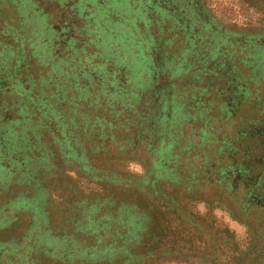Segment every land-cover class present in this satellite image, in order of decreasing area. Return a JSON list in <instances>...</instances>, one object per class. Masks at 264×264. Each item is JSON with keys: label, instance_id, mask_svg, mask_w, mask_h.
Returning <instances> with one entry per match:
<instances>
[{"label": "trees", "instance_id": "16d2710c", "mask_svg": "<svg viewBox=\"0 0 264 264\" xmlns=\"http://www.w3.org/2000/svg\"><path fill=\"white\" fill-rule=\"evenodd\" d=\"M56 1L65 5L64 0ZM5 2L0 0V5ZM247 3L259 4L262 22L255 18V27L228 28L244 38L264 42V0ZM13 11L15 20L9 21ZM78 12L70 14L67 21L71 24L74 16L82 22L80 26L75 23V30L71 25V39L80 40L82 36L89 40L85 37L86 19L81 18V10ZM0 19V86H5L2 97L7 95L6 101L16 99L18 106L31 109V116L18 107L11 110L6 123L19 120V127L29 123L33 133L29 132L28 153L33 155L31 172H36L33 181L16 185L13 180L0 187L7 193L0 212H10L7 205L13 198L8 192H14L16 187L20 196L34 200L38 191L47 197L53 184L60 185L57 189L71 197L70 213L61 211L60 219L75 232H85L81 237L53 234L48 215H54V210L47 213L44 208L45 230H51L59 240L69 242V238L81 249L77 255L68 249L53 255L40 251L49 262L223 264L217 242L232 247L229 251L235 254L233 264H264V82H254L245 57L248 51L236 56V73L228 68L215 72L207 67L201 75L195 71L181 75L185 80L183 85H177V102L168 94L167 107L153 101L133 109L116 104L112 110L107 99L93 105L76 104L70 97L60 102L63 106L59 111L55 110L57 100L47 104L46 96L60 90V81L48 75L51 71L39 70L36 77L31 73L32 66L44 65L46 49L36 47L30 36L20 30L21 17L13 3L0 8ZM26 43L31 53H26ZM63 52L64 48L62 52L57 49L58 55ZM164 73L170 76L176 72L165 69ZM164 78L161 83L168 86L170 81ZM192 78L199 80V85L188 88ZM64 80L69 83L72 75ZM235 99L238 104L233 117ZM6 101L0 105L2 117ZM180 104L182 111L177 109ZM248 111H253L254 116L244 117ZM173 113L180 114L177 122ZM71 137L76 139L73 146L78 150L68 155ZM64 153L73 158L70 163L64 161ZM128 163L138 164L141 172L124 171ZM198 204L204 206V211L198 209ZM15 210L20 217L24 209ZM215 210L243 226L244 236L238 238L227 223L217 218ZM33 218L31 215L25 220L17 232L21 236L19 243L13 242L14 237L0 240V264H26L18 254L15 257L9 252L12 245L26 251L21 247L25 234L42 225L40 219ZM81 225L89 230H80ZM103 229L107 238L101 239ZM0 230L3 232V228ZM94 246L96 250L92 251ZM39 258L31 254L30 264L43 263L44 257Z\"/></svg>", "mask_w": 264, "mask_h": 264}, {"label": "rangeland", "instance_id": "374dc122", "mask_svg": "<svg viewBox=\"0 0 264 264\" xmlns=\"http://www.w3.org/2000/svg\"><path fill=\"white\" fill-rule=\"evenodd\" d=\"M5 1L0 8L8 6L9 2L13 3L16 13L21 17L20 30L30 36L31 41L37 44L36 47L44 46L46 49L47 57L42 62L44 65L32 66L31 73L36 77L39 70L51 71L48 75L60 81L56 83L62 84L60 90H56L51 94L52 96H46L47 104L50 100H57L55 110H62L63 105L60 102H66L70 97L75 99L76 104L89 102L93 105L107 99L112 110L113 105L116 104L133 109L135 106H146V102L153 101L166 104L165 107H167L168 94L173 95L177 102V85H183L182 81L185 80L180 78L181 75L193 71L201 75L207 67L213 68L215 72L221 69L225 71L228 68L236 73V56L243 55V51L246 53L248 51L245 57L249 61L251 68L249 72L254 82H264V42H258L250 36L244 38L228 28L230 25L235 27L233 30L238 27H255L257 26L255 18L261 21L260 12L262 11L259 4L250 5L247 0H64L66 9L81 10V18L86 19L85 37L89 40L82 36L80 40H72L70 28L62 29L64 36L60 37L58 33L59 13L55 12L52 3H46L48 0ZM13 14H15L14 11L11 12L9 21L15 20ZM72 21H75L74 23L78 26L82 24L74 16ZM2 22L3 20L0 19V24ZM61 38L65 41V46L61 41L56 42ZM25 47L26 53H31L28 43ZM63 48L64 52L58 55L57 49L58 52H62ZM46 62L48 63L45 64ZM162 68L173 70L176 73L169 76ZM70 74L72 80L65 84L63 81ZM161 74L170 81L168 86L161 83L166 79L162 76L160 78ZM198 83L199 80L192 78L187 87L195 88L199 85ZM4 87L0 86V105L7 98V95L2 97ZM11 100L12 98L6 101L5 115L0 116L1 188L6 186L4 183L13 180L16 185L33 181L32 176L36 173L31 172L34 170L33 155L28 153V147L31 145L29 132L33 133V130L29 128V123L26 122L21 127L19 125L22 122L19 120L6 123V120L10 118L11 110H16L18 107L31 116V109L18 106L16 99ZM237 104L235 99L231 107L233 117L236 116ZM180 105L177 109L182 111V105ZM252 112H244V117L254 116ZM179 116V113L174 114V122L178 121ZM35 119L39 120L38 117ZM69 142L71 144L67 145L68 155L72 152L77 153L78 149L73 146L76 139L71 137ZM63 158L67 163L73 159L68 158L65 153ZM44 161L48 162L46 159ZM40 163L42 165L43 161ZM124 171L140 173L141 167L136 163H128ZM65 173L72 175L71 172ZM53 185L55 187L49 189L47 197L40 190L33 198L34 200L20 196L19 188L16 187L14 192H8L13 198L7 205L10 212L6 214L4 211L0 212V228H3V232L0 230V240L14 237L13 242L19 243L21 236L16 234L22 230L21 226L25 220H29L32 215L33 221L36 219L42 221V225L39 224L25 234L21 247L26 251L20 250V245H16L15 248L12 245V252H9L15 257L18 254L26 264H30L31 254L40 255V258L44 257L41 264H59L58 261L49 262V258L42 253L61 254V251L68 249L75 251L74 255H77L81 251L78 243L70 241L69 238H67L69 242L59 240L57 236L51 234V230H45V212L54 210V215L51 213L48 215L50 217L48 226L53 229V234L64 235L66 233L67 237H81L85 233L75 232L74 227H66L65 221L60 219L61 211L66 210L67 214L70 213L71 197L66 191L57 189L60 185ZM4 195L6 196L7 193L0 191V204ZM17 195L19 196L16 197ZM24 196L27 195L24 194ZM12 206L15 209H24L20 217L18 214L15 215L18 210H12ZM198 209L202 212L204 206L198 204ZM214 212L218 219L228 224L238 238L244 236L243 226L220 210ZM12 220L15 224L14 222L10 224ZM12 225H14L13 228ZM83 227L86 231L89 230L84 225H81L80 230ZM100 237L101 239L107 238L106 230H102ZM85 243H90V240L85 239ZM216 246L221 247L219 260L223 264L225 262L233 264L231 261L235 258V254L229 251L232 247L217 242ZM91 249L95 251L96 246ZM71 256L70 253L68 257ZM193 261L197 262L198 259L193 258Z\"/></svg>", "mask_w": 264, "mask_h": 264}, {"label": "flooded vegetation", "instance_id": "af4514ba", "mask_svg": "<svg viewBox=\"0 0 264 264\" xmlns=\"http://www.w3.org/2000/svg\"><path fill=\"white\" fill-rule=\"evenodd\" d=\"M51 2H53L54 4V10H55V12L57 11L58 13H59V19H60V24H59V36L60 37H63L64 36V33L62 32V29H65V30H67L68 28H70V31L72 30V28H71V25H72V27H73V30H75L74 28L77 26V25H75V23L72 21V23L70 24V23H67V21L68 20H70V18H69V16L68 15H70V14H74V15H78L80 12H78V11H80L79 9H77V10H75L74 12L73 11H70L69 9H66V4L64 5V6H60L59 5V2L58 1H56V0H52ZM49 0L48 1H46V3L47 4H50L51 3ZM56 6V7H55ZM76 9V8H75ZM69 26V27H68ZM71 36V35H70ZM73 36V35H72ZM72 38V37H71ZM61 40V42H63L64 44H65V41L61 38L60 39ZM90 55H92V54H90Z\"/></svg>", "mask_w": 264, "mask_h": 264}]
</instances>
